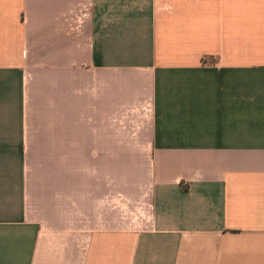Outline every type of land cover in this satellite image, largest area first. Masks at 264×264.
Returning a JSON list of instances; mask_svg holds the SVG:
<instances>
[{
	"label": "crops",
	"instance_id": "1",
	"mask_svg": "<svg viewBox=\"0 0 264 264\" xmlns=\"http://www.w3.org/2000/svg\"><path fill=\"white\" fill-rule=\"evenodd\" d=\"M0 264H264V0H0Z\"/></svg>",
	"mask_w": 264,
	"mask_h": 264
},
{
	"label": "rangeland",
	"instance_id": "2",
	"mask_svg": "<svg viewBox=\"0 0 264 264\" xmlns=\"http://www.w3.org/2000/svg\"><path fill=\"white\" fill-rule=\"evenodd\" d=\"M137 148H145V147H137ZM142 165H143L142 162L118 163L116 170H117V180H118L119 190L120 188H124L125 182H128L126 180L130 179L131 174L133 175V180L138 181L137 178L141 176V170H143ZM119 199H122L120 195H119ZM120 205H121V201H119V208H121ZM120 211L121 213L119 212V214H124L123 209Z\"/></svg>",
	"mask_w": 264,
	"mask_h": 264
}]
</instances>
